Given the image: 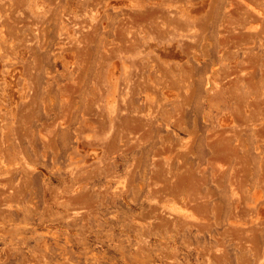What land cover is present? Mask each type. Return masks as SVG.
Masks as SVG:
<instances>
[{
  "label": "rangeland",
  "instance_id": "374dc122",
  "mask_svg": "<svg viewBox=\"0 0 264 264\" xmlns=\"http://www.w3.org/2000/svg\"><path fill=\"white\" fill-rule=\"evenodd\" d=\"M263 260L264 0H0V264Z\"/></svg>",
  "mask_w": 264,
  "mask_h": 264
},
{
  "label": "bare ground",
  "instance_id": "6f19581e",
  "mask_svg": "<svg viewBox=\"0 0 264 264\" xmlns=\"http://www.w3.org/2000/svg\"><path fill=\"white\" fill-rule=\"evenodd\" d=\"M262 19H263V18H262ZM260 20H261V19H260ZM262 22H263V21H262ZM252 23H253V22H250V21H249V22L246 24L247 26L245 25L246 28H249V27L252 25ZM260 23H261V22H260ZM188 27H190V26H188ZM191 27H192V26H191ZM187 36H191V34H190V35H187ZM187 52H188V51H187ZM231 60H232V59H231ZM214 71H215V70L212 69V72H214ZM207 76H208V75H207ZM207 78H208V80H207L208 83L211 84V82L213 81V80H212V76L209 74V76H208ZM212 99H213V98H212ZM213 100H214V99H213ZM261 256H262V255H261ZM263 261H264V260H263Z\"/></svg>",
  "mask_w": 264,
  "mask_h": 264
}]
</instances>
